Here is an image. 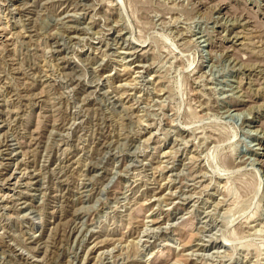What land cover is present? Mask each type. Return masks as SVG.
<instances>
[{
	"label": "rangeland",
	"instance_id": "rangeland-1",
	"mask_svg": "<svg viewBox=\"0 0 264 264\" xmlns=\"http://www.w3.org/2000/svg\"><path fill=\"white\" fill-rule=\"evenodd\" d=\"M0 264H264V0H0Z\"/></svg>",
	"mask_w": 264,
	"mask_h": 264
}]
</instances>
